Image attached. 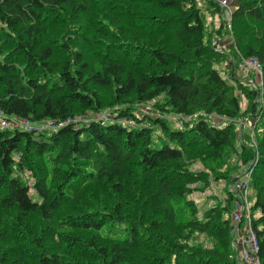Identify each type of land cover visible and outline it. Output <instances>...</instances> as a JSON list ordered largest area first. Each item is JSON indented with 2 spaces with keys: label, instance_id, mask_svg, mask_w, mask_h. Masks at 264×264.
<instances>
[{
  "label": "trees",
  "instance_id": "16d2710c",
  "mask_svg": "<svg viewBox=\"0 0 264 264\" xmlns=\"http://www.w3.org/2000/svg\"><path fill=\"white\" fill-rule=\"evenodd\" d=\"M122 1L132 7L126 11L128 21L150 36L151 44L123 38L122 59L103 54L93 65L77 51L57 58L51 27L64 10L85 15L91 6L105 11L109 5L121 7ZM209 2L222 11L214 0ZM234 8V48L240 58L258 60L263 78L264 0H234ZM158 11H174L179 17L169 24ZM200 11L195 0H0V30L10 31L14 43L10 54L0 46V111L30 122H66L49 133L0 130V212L9 218L14 213L17 223L32 226L18 236L38 251L12 252L14 264H242L232 244V188L241 177L228 170L219 173L227 165L224 156L239 151L244 164L259 155L250 175L251 213L264 264V130L261 134L254 128V136L246 135L249 145L242 135L238 146L233 121L248 113L217 68L226 55L208 46ZM219 40H213L215 47ZM248 86L251 115L263 126L264 85ZM109 90L113 102L108 104L101 93ZM150 104L153 114L140 111ZM106 106L128 107L114 112L116 118L104 125L100 118L76 117L89 111L99 115ZM212 115L219 117L218 124ZM156 129L168 142L154 140ZM197 154L216 179L228 181L220 207L201 211L190 197L193 184L210 182L208 172H189ZM24 170L35 177L36 195L17 173ZM105 189L111 191L109 199ZM87 195L95 201L89 202ZM72 207L75 214H67ZM13 222L0 217V264L10 255L9 243L2 246L9 242L5 225ZM55 223L69 231H92L93 236L79 240L58 232L62 241L54 240L52 246L70 252L66 258L57 250H42L47 239L42 234L49 236ZM198 236L210 244L196 242Z\"/></svg>",
  "mask_w": 264,
  "mask_h": 264
},
{
  "label": "rangeland",
  "instance_id": "374dc122",
  "mask_svg": "<svg viewBox=\"0 0 264 264\" xmlns=\"http://www.w3.org/2000/svg\"><path fill=\"white\" fill-rule=\"evenodd\" d=\"M209 1L210 0H195L196 7L201 10L200 12L202 13L205 19L204 20L205 34H206V42L208 46L215 52L226 55L225 59L223 60L224 62H222L219 66H217V68L218 70H220L221 75L225 78V80L235 87L236 93L239 96L240 103L242 105L243 113H248L247 117L245 116L239 120H234L233 122H235L234 131H236V137L238 138L239 141L238 146L242 144L241 141L242 135H245V139H246L245 142H247V144L249 145L246 135L251 134L254 136V132H255L254 128L260 130V133L262 134V130H264V122L262 126L261 119H259L257 115L255 116L251 115V101L247 99L246 94L248 90H250L248 84L253 85V87L264 85V77L262 78L263 73L256 68L244 66V63L247 60V58L244 57L240 58L239 57L240 53L234 48L235 46L233 45V43L236 41V39L234 40L233 37L230 36V34L232 33L231 22H233V12L235 10L234 0H228V6L224 9L221 7L222 11L220 10V12L219 11L217 12L216 8L213 7V5ZM120 4H122V6L119 8L113 5L106 6L105 11L102 9V7L96 8L91 6L85 15H78V16L72 15L70 9L64 10L63 13L64 17L62 18L57 17L59 21L55 19L51 27L52 35L50 37V40H56L57 42V45L55 47V52L58 55L57 58L58 59L70 58L72 56V53H75L77 51L84 54L86 59L89 60L93 65L101 57L102 58L105 57V55L103 54H110L111 58L122 59L120 58V56L124 57L125 54L123 51H120L119 48L122 47L121 43L123 38L126 40H133L137 43L139 42L142 44L143 43L151 44L149 40L150 36H148L145 32H140L141 28H139L138 26H132V23L128 21V16L130 14H128L126 11L132 10V7L128 3L126 2L124 3L123 1L120 2ZM125 4H127L128 6H126ZM129 7L131 9H129ZM158 13H160L163 18L168 17L169 24L171 22V19L179 17V13L174 11H158ZM220 16H223L225 20L223 18L221 19L227 22L228 24L227 28L230 31V33L228 34L224 33L223 24H222L223 21H221V19L219 18ZM59 23L61 24L64 23V24L59 26ZM218 39H220L218 41L219 43L218 47H215L213 40H218ZM166 42L170 44L168 40ZM65 43L68 46H67V50L63 51ZM0 46L4 47L1 48L4 54H8V53L10 54L11 52L14 53V43L12 40V35H10V31L0 30ZM177 50H179V48ZM236 61H237L236 63L237 68L235 67ZM110 92L111 91L109 90L101 93L103 95L104 103L109 104V102L110 103L113 102L109 94ZM106 107L108 108L102 111L99 115H97L93 111H89L86 115H77L76 117H78L77 119H79L80 121H86L87 119L93 117L102 118L104 114H107V116L110 119H114L116 118L114 117L115 116L114 112L119 111V109L125 110L128 106L126 107L106 106ZM154 108L155 107L153 106V104H150L148 106H141L140 111L153 114L154 111H156ZM165 116L168 120V112L165 113ZM171 116H174L172 120V122L175 123L174 125L180 126L179 124L180 122H177L176 116L175 115H171ZM211 118L215 120L217 124L219 123V117L212 115ZM42 126L43 125L40 123L41 128ZM48 128H44L47 129L46 131L34 130L33 132L49 133L51 132V130H49ZM154 140L158 144L168 142V138H166V134L162 132L160 129H156ZM237 154L233 155V157H229V155L224 156V162H227V165H224L223 170L219 171V173L220 172L223 173L226 172V170H228L229 175H231L232 177L242 178L245 176L247 177L248 175H251L254 172L255 167L257 166V163L259 161V155L258 154L256 155V159L252 161V163L244 164L241 158V151H239V153ZM17 158L18 161H20V156H18ZM189 168H190L189 169L190 173L208 172L210 174L208 179L210 180V182L207 185L203 183H196L193 184L192 186L193 188L196 189L193 191L190 197L195 200V202L198 205V208H200V210L203 211L214 206L220 207V205L223 204L222 202L226 198V192L225 189L223 188L228 183L227 179H220V177H218L219 179H216L215 176L212 174L213 172L205 167L204 161L201 159L199 154L193 155L192 162L190 163ZM17 173L22 177L24 182L27 183L32 188L30 194L36 195L33 189V184L35 183V177L32 175V173H29L26 170L22 171L21 173H19L18 171ZM249 187H250V191L248 189V197H247L246 205L252 207L254 200V192L251 183ZM90 188L87 189L86 194L89 192ZM105 193H106L105 199H109L110 197H112L111 191H109V189H105ZM92 197L93 196L91 195L90 196L87 195L89 202L95 201V198ZM239 210L242 211L241 208ZM75 212L76 211L72 207L70 208V210L67 211V214H75ZM4 213L5 212H0V217L2 218V221L4 219H7L9 222L12 219L14 220L13 224L7 223L5 225L7 226L8 230L4 227L6 232L9 234V242L4 244L2 248L4 249L7 248V244L9 243L8 249L10 251L9 252L10 255L8 256V259L4 264H14V261L17 258H14L13 254L15 253L27 254V252L29 253V251L33 249L32 247L28 248V245L26 244L27 242L23 243L21 241V239H23L22 236H18L20 232L23 234V231L32 228V226L22 225V223H17L16 221L18 219L15 216H13L14 213H12L13 215L10 214L11 219L8 217V215ZM67 214H65V216ZM60 216L57 218H60ZM63 216L64 215H62L61 217ZM235 225L236 227L232 232V244L237 252V255L239 256V253L242 248V244L249 233V226L246 220ZM36 226L42 229V227L38 225V222H36ZM50 228H51L50 232L52 233L49 236H46L47 233L45 231L42 234L43 241L45 237H47V239L46 242L44 241L43 243L44 245L41 246V249L46 251L52 250V252L57 250L56 252H62L63 257L65 258H66V254H71V253L64 249H56L52 246V245L55 246L54 240L58 243L62 241L61 238L57 236L58 232H61L62 234L65 235L75 236L79 238V240L87 239L88 237L91 238V236H93L92 231H84L78 229L77 230L71 229L69 231L67 226L59 227L58 223L52 224ZM195 241L200 243L203 242L205 245L210 244L209 240L207 238H204L203 236L196 237ZM31 252L32 254H37L38 251L33 249ZM31 258L35 259L33 257Z\"/></svg>",
  "mask_w": 264,
  "mask_h": 264
},
{
  "label": "built area",
  "instance_id": "2783aa9c",
  "mask_svg": "<svg viewBox=\"0 0 264 264\" xmlns=\"http://www.w3.org/2000/svg\"><path fill=\"white\" fill-rule=\"evenodd\" d=\"M220 7L223 9L228 6V0H214ZM244 66L253 67L262 72V68L255 58H247L244 63ZM110 118L107 114H104L100 118L101 124L104 125ZM120 122L125 123L129 126H135V122L129 119H119ZM40 123L43 125L40 127ZM66 122H52V121H43V122H30L28 120L19 118V117H6L2 111H0V130H20L26 132L37 131H46L48 128L51 131H55L58 128L65 125ZM39 125V126H38ZM250 175L247 177H242L233 184V190L235 192L236 201L234 202L232 210V222L233 224L241 223L246 220L249 226V233L246 236L241 251L239 253V260L242 264H262L259 257V244L255 232L252 229V207L247 206V197L248 189L250 191ZM242 209L240 211L239 209Z\"/></svg>",
  "mask_w": 264,
  "mask_h": 264
},
{
  "label": "bare ground",
  "instance_id": "6f19581e",
  "mask_svg": "<svg viewBox=\"0 0 264 264\" xmlns=\"http://www.w3.org/2000/svg\"><path fill=\"white\" fill-rule=\"evenodd\" d=\"M82 132H83V131H82ZM82 132H81V133H82ZM49 141H50V140H49ZM88 146H89V145H88ZM10 151H11V150H10ZM12 152H13V151H12ZM14 153H15V152H14ZM15 157H16V156H15ZM24 167H25V166H24ZM1 178H2V177H1ZM31 197H32V196H31ZM35 202H36V201H35Z\"/></svg>",
  "mask_w": 264,
  "mask_h": 264
},
{
  "label": "water",
  "instance_id": "95a60500",
  "mask_svg": "<svg viewBox=\"0 0 264 264\" xmlns=\"http://www.w3.org/2000/svg\"><path fill=\"white\" fill-rule=\"evenodd\" d=\"M239 227V226H238Z\"/></svg>",
  "mask_w": 264,
  "mask_h": 264
}]
</instances>
